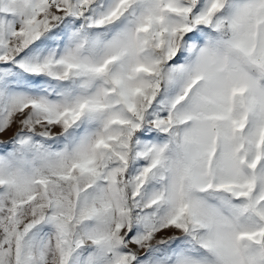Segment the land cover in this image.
<instances>
[{
	"label": "snow or ice",
	"instance_id": "obj_1",
	"mask_svg": "<svg viewBox=\"0 0 264 264\" xmlns=\"http://www.w3.org/2000/svg\"><path fill=\"white\" fill-rule=\"evenodd\" d=\"M0 264H264V0H0Z\"/></svg>",
	"mask_w": 264,
	"mask_h": 264
}]
</instances>
